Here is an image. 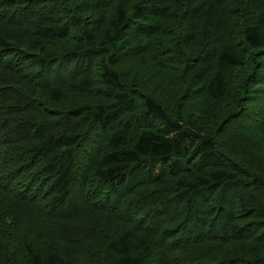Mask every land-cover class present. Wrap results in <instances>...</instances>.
<instances>
[{
  "label": "trees",
  "instance_id": "16d2710c",
  "mask_svg": "<svg viewBox=\"0 0 264 264\" xmlns=\"http://www.w3.org/2000/svg\"><path fill=\"white\" fill-rule=\"evenodd\" d=\"M179 45L192 52L191 69L214 63L197 91L221 99L234 87V70L259 64L264 0H0V264H110L106 254L114 264H264V231L251 230L264 228V177L227 167L178 176L194 162L200 172L222 162L221 138L191 115L185 119L187 95L172 118L151 96L138 108L139 88H125L119 67L137 49L136 57L151 49L163 57ZM54 70L59 83L45 87L56 80ZM87 83L100 94L109 90L112 100L55 114L53 104L68 89ZM145 159L149 174L138 171L130 182V167ZM91 185L111 190L121 206L137 198L123 209L114 202L116 214L106 209L114 215L93 213L90 197L103 193L91 194ZM225 185L236 188L241 217L216 230L210 212ZM72 203L71 214L58 211ZM105 230L111 232L94 254L82 246ZM250 237L256 246L242 255L233 247L220 253L218 246Z\"/></svg>",
  "mask_w": 264,
  "mask_h": 264
},
{
  "label": "rangeland",
  "instance_id": "374dc122",
  "mask_svg": "<svg viewBox=\"0 0 264 264\" xmlns=\"http://www.w3.org/2000/svg\"><path fill=\"white\" fill-rule=\"evenodd\" d=\"M78 36L79 30L76 29L72 30L68 38L74 40L77 39ZM163 36L164 41L173 45L172 40L175 39L173 33L166 31L163 33ZM62 38L63 37H60L58 41H61ZM159 39L161 40V38ZM64 47L65 46H61L57 50L62 51ZM169 49L170 52H166L163 57L161 56V54H164L163 52H155L152 49L146 54L136 57L138 54L137 49L132 53V58L128 59L119 69L123 77L125 88L134 86L135 88L138 87L140 90L141 96L137 98L138 108H142L143 97L151 96L162 103L166 110L172 114V118H175L176 107L179 101H181L180 99L185 98L187 95L190 104H185V110L183 112L185 119L187 120L188 116L191 115L192 119H196L197 122L203 125L207 133H215L221 138L218 146L222 152V154H220L222 162L211 164L209 168L203 172H200L202 170L201 166L197 164V162H194L190 165L189 171L184 172L181 170L177 175L193 178L194 175L208 173L211 169L227 167L236 169L239 173H252L253 175L264 177V56H262L264 50L258 54V59L256 60L259 63L258 65L254 64L250 69L238 68L234 70V87L228 90L227 95L215 101V99L209 98L205 92L197 91L204 83V80L213 72L214 63L206 59L201 65L195 69H191L192 64L188 63L186 59L190 61L189 59L191 58L192 52L184 49L183 45L175 47L174 50H171V48ZM175 51H178V53L172 54V52ZM160 58H162L161 63L159 61ZM8 59L13 58L8 57ZM55 75L56 80L54 83L45 81L43 85L46 87V85L50 86L59 83L61 74L54 70L52 77ZM253 77H255L254 80H251ZM64 80L66 81L67 79L64 78ZM83 87H87L88 89H84ZM83 87L82 90L68 89L64 101L53 104L55 114L59 113L61 110L71 111L76 108L75 106L80 104L105 103L112 100V98H110L112 97V93L109 90H103L100 94L99 91L95 90L93 87V83L84 84ZM30 107H35V105L30 104ZM14 108L18 110L19 114L27 113L23 105H16ZM238 114L241 115V120L236 121L234 118H236ZM3 135H5V133ZM91 137V143L94 144V135L91 134ZM98 144L104 147L106 145L103 140H99ZM83 148L86 149L88 147ZM91 155L94 159L96 158V153L94 151H91ZM84 160H87V158L84 157ZM151 162L152 161L149 159H145L141 163L133 164L128 172L130 182L136 180L138 171L144 173V177L148 175ZM156 163L160 162L157 161ZM160 171H162L161 168L157 167L156 174L158 175ZM166 176L165 172L161 178H166ZM161 178L159 179L162 180ZM173 184L174 180L172 178L170 185L172 186ZM37 187L42 190L43 182L40 183V186L37 185ZM77 191L76 189V192ZM98 191L99 189L97 187L91 185V194L95 195ZM99 192L103 193L100 199H94V196L93 198L90 197L92 203L96 207V209H91V211L93 213L102 211V214L106 216H108L107 214L114 215L106 209H110L116 214V211L111 209L114 202L123 209L126 207L124 205L127 204L128 201L137 198V196H130L121 206L119 200H116L115 194L111 190L104 189ZM106 194H110V200L108 202ZM257 195L260 198L262 196L261 193ZM217 197V200L213 203L214 209L210 213L212 214L214 212L212 219L218 220V226L215 229L219 230L220 228L223 230L227 225H231V221L237 220V217H241L238 216L237 210L238 192L236 188L231 185H225V187H222L218 191ZM219 205L222 209H219ZM53 208L58 210L56 207ZM58 211L66 215L71 214L73 212V203L69 208ZM222 213L226 215L223 218H221ZM119 214L123 215L125 213L120 210ZM224 223H226V226ZM195 224L199 225L198 222ZM52 228H56V226ZM254 228L255 227H251V230L255 233L254 236L260 235L258 231H264L262 227L259 230H253ZM251 230H245L243 234L245 232L249 233ZM110 232L111 231L105 230L102 233L90 237L82 246L88 243V245L91 246L88 249H90L91 254H94L99 249L97 245L105 241ZM254 241L255 240L250 237L247 242L232 241V243L229 244L231 246H227L225 249L223 246H218V248L221 247L220 250H223L220 253H225L228 251V247H233L234 251L242 255L244 247L249 248V245L256 246ZM242 243L248 244L244 246ZM224 245L226 246L228 244L224 243ZM104 258H108V263L114 264V259L111 254H106Z\"/></svg>",
  "mask_w": 264,
  "mask_h": 264
}]
</instances>
